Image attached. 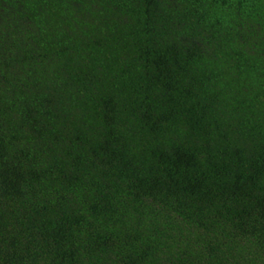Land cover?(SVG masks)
<instances>
[{
  "label": "trees",
  "instance_id": "trees-1",
  "mask_svg": "<svg viewBox=\"0 0 264 264\" xmlns=\"http://www.w3.org/2000/svg\"><path fill=\"white\" fill-rule=\"evenodd\" d=\"M0 264H264V0H0Z\"/></svg>",
  "mask_w": 264,
  "mask_h": 264
}]
</instances>
